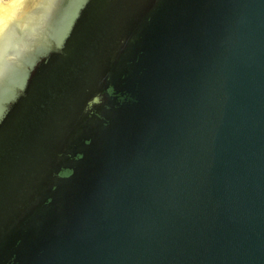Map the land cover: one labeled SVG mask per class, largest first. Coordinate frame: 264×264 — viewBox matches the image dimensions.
<instances>
[{
	"label": "water",
	"instance_id": "obj_1",
	"mask_svg": "<svg viewBox=\"0 0 264 264\" xmlns=\"http://www.w3.org/2000/svg\"><path fill=\"white\" fill-rule=\"evenodd\" d=\"M0 264H264V0H0Z\"/></svg>",
	"mask_w": 264,
	"mask_h": 264
}]
</instances>
